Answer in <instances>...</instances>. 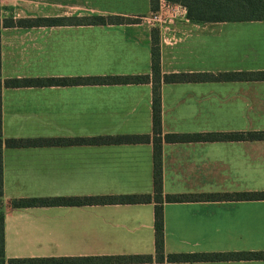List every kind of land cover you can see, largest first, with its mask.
<instances>
[{
    "label": "crops",
    "instance_id": "0c3cea01",
    "mask_svg": "<svg viewBox=\"0 0 264 264\" xmlns=\"http://www.w3.org/2000/svg\"><path fill=\"white\" fill-rule=\"evenodd\" d=\"M14 18L119 15L134 22L0 28L1 137L151 134V83L74 77L151 72L152 27L137 20L150 0H0ZM2 13L0 18L7 17ZM162 73L264 70V20L196 23L182 17L172 44L159 42ZM69 78L7 87L9 78ZM168 132L264 130V80L162 83ZM151 143L68 144L1 149L4 264L10 258L150 255L156 264L155 202L15 209L28 196L153 193ZM162 193L264 190V140L162 144ZM165 254L264 251V199L163 202ZM163 264H264V259Z\"/></svg>",
    "mask_w": 264,
    "mask_h": 264
},
{
    "label": "trees",
    "instance_id": "16d2710c",
    "mask_svg": "<svg viewBox=\"0 0 264 264\" xmlns=\"http://www.w3.org/2000/svg\"><path fill=\"white\" fill-rule=\"evenodd\" d=\"M159 0H150L151 11L158 9ZM183 5L186 16L196 23L218 21H252L264 20V0H166ZM2 7L0 6V16ZM134 22V19L119 15H88V16H36L14 18L9 15L0 18L1 27H41L68 24H118ZM151 72L142 75L123 76H92L74 77L76 79H92L111 83H151V134H125L91 137H46V138H6L2 139L0 130V197L2 195V160L1 149L6 147L40 146V145H68V144H119V143H151L153 150V193L124 194L117 196H28L14 198L10 206L15 209L38 206H83L106 203H137L155 202L154 208V237L155 261L163 264L165 261H195V260H224V259H264V251L240 252H211V253H173L165 254L163 248L164 223L163 202L185 201H236L264 199V190L251 191H217V192H186L162 193V144L190 143L207 141H240L264 140V130L254 132L224 131V132H168L162 133L161 128V94L162 83L202 82L211 80H264V70L230 71V72H195L180 71L162 73L160 69V47L158 30H151ZM69 78L55 77H24L9 78L3 81L7 87L46 86L67 83ZM1 88V80H0ZM1 123V112H0ZM3 212L0 211V264H4L3 257ZM150 255H118V256H79V257H48V258H10L7 264H75V263H127L150 261Z\"/></svg>",
    "mask_w": 264,
    "mask_h": 264
},
{
    "label": "built area",
    "instance_id": "2783aa9c",
    "mask_svg": "<svg viewBox=\"0 0 264 264\" xmlns=\"http://www.w3.org/2000/svg\"><path fill=\"white\" fill-rule=\"evenodd\" d=\"M179 16L186 18V8L183 5L160 0L157 10L152 11L149 15L139 16L138 18L158 30L161 42L172 44L174 40V27Z\"/></svg>",
    "mask_w": 264,
    "mask_h": 264
},
{
    "label": "rangeland",
    "instance_id": "374dc122",
    "mask_svg": "<svg viewBox=\"0 0 264 264\" xmlns=\"http://www.w3.org/2000/svg\"><path fill=\"white\" fill-rule=\"evenodd\" d=\"M60 1L62 2V6H61V8H60V13L63 14V15L72 14V0H60ZM159 1H160V0H159ZM159 1H158V5H159ZM178 4H179V3H178ZM151 12H152V11H151ZM151 12H149V13H151ZM2 13H6V14L9 16V15H12L13 10H12L11 7H2ZM149 13H147L146 15H149ZM141 16H143V15H141ZM138 17H139V16L136 17L137 20H140ZM177 18L181 19L180 16L177 17ZM140 21H141V20H140ZM147 25H148V24H147ZM149 26H150V25H149ZM150 27H151V26H150ZM152 29H153V28H152ZM154 29H156V28H154ZM158 36H160L159 33H158ZM159 42H161L160 39H159ZM3 205H4V202L2 201V198L0 197V208H2Z\"/></svg>",
    "mask_w": 264,
    "mask_h": 264
}]
</instances>
